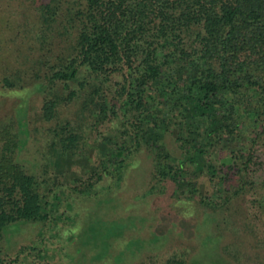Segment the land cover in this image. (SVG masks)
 Returning a JSON list of instances; mask_svg holds the SVG:
<instances>
[{
  "label": "trees",
  "instance_id": "1",
  "mask_svg": "<svg viewBox=\"0 0 264 264\" xmlns=\"http://www.w3.org/2000/svg\"><path fill=\"white\" fill-rule=\"evenodd\" d=\"M8 47L15 60L0 63V264H24L21 254L34 248L8 258L11 229L54 212L76 243L64 252L69 263L137 256L135 264H188L179 253L139 256L144 239L122 237L138 215L111 212L140 154L151 178L139 197L171 183L180 198L203 175L211 190L194 202L206 218L223 208L219 235L247 193L264 214V0H0L2 56ZM32 92L42 95L33 115ZM80 99L76 120L70 107ZM61 159L89 166L68 185L80 194L56 190L61 180L48 169ZM82 201L93 204L81 210ZM235 229L228 239L202 237V246L223 242L233 264H264V237Z\"/></svg>",
  "mask_w": 264,
  "mask_h": 264
},
{
  "label": "rangeland",
  "instance_id": "2",
  "mask_svg": "<svg viewBox=\"0 0 264 264\" xmlns=\"http://www.w3.org/2000/svg\"><path fill=\"white\" fill-rule=\"evenodd\" d=\"M15 43H12V45L14 46ZM12 47H8L10 49H8L7 55L2 56L0 54V63L8 59H10V63L15 60L13 57H10L14 55ZM28 96L29 111L33 115L42 103V95L38 92H32ZM17 99L18 97H16ZM80 107L81 99L77 104L70 107V112L73 114H70L68 110H65V112L77 120L78 113L82 112ZM65 112L62 111L63 114H66ZM93 131L95 130L93 129ZM92 139L93 137L91 136L90 141ZM132 157L133 155L130 156V158ZM135 159V165L129 169L122 187L119 188V201L111 208V212L138 215L135 220L137 225H131L126 228L122 237L129 239L133 236H139L144 239V245L138 250L139 256L151 252H158L159 255L163 256L179 253L186 258L188 264H233L232 259L223 249V242L204 247L202 246V241H200L201 238L226 237L228 239L233 236L231 231L234 227L239 236L264 237V214L249 202L252 196L250 195L251 193H247L245 197L236 200V208L240 215H234L235 213H233L230 219L235 223H233L232 227H227L228 224H224V233L223 235H219L216 224L222 219L223 214L221 209L223 208H218L215 211L209 209L208 212L210 214L206 218L203 216L204 207L194 202L195 198H198L204 191L211 190L210 182L203 175L194 177L193 180H196V183L192 182L190 185L186 184L183 186V191L179 193L180 198H178L179 195L172 194L171 183H169L170 187L163 193L139 197L150 182L151 164L149 158L141 154L137 155ZM63 160L61 159L60 167L58 166L53 170V167L50 166L48 169V173L55 175V177L61 180V184L58 183L56 190L65 189L73 194H80L70 189L68 186L69 182L72 181L73 177L85 176L87 174L86 171H90V168L84 162V159L76 160L78 162L72 160L67 163H65L66 159L65 161ZM260 173L264 175V170H260ZM196 186L198 192L194 190ZM92 204L93 202L82 201L79 207L81 210H84ZM63 208L64 205L61 204L59 210ZM227 212L230 213L229 211ZM54 213L51 214L46 223H26L20 227L11 229L10 238L7 241L8 249L6 254H8V258H14L19 255L18 252L21 246L31 245L34 248H25V252L21 254L22 257H27L24 264H73L69 263V257L65 256L64 253L65 251L76 252V247H74L76 243H70L64 231V228L69 223L56 218V214ZM237 219H240V222ZM241 227L243 231L240 230ZM249 229L251 232H249ZM69 234L71 233L69 232ZM153 235L166 238L163 240L159 238L157 242L149 243L148 241ZM224 238H222L223 241L225 240ZM30 250L31 252H29ZM136 258L137 256H130L127 259V264H135ZM14 264L21 263L16 261Z\"/></svg>",
  "mask_w": 264,
  "mask_h": 264
}]
</instances>
